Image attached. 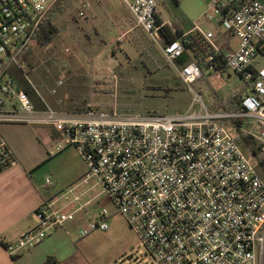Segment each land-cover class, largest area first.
I'll return each instance as SVG.
<instances>
[{
	"label": "built area",
	"instance_id": "built-area-1",
	"mask_svg": "<svg viewBox=\"0 0 264 264\" xmlns=\"http://www.w3.org/2000/svg\"><path fill=\"white\" fill-rule=\"evenodd\" d=\"M140 28L158 43L169 61L184 50V36L163 43L160 0H121ZM57 0H0V125H45L60 140L50 154L75 149L98 191L85 199L79 184L50 196L35 211L37 223L7 245L11 255L27 251L108 196L139 236L154 264H262L264 255V178L224 120L242 118L239 129L256 138L264 155V5L259 0H208L204 16L228 22L235 48L214 42V33L196 28L202 45L175 65L178 79L192 93L189 106L168 114H122L88 107L56 109L21 87L12 73L30 42L39 41L43 19ZM234 70L247 91L237 110L207 107L192 84L203 68ZM254 156V155H253ZM255 158V157H254ZM256 160V158H255ZM15 155L0 132V174ZM45 183H52L49 177ZM105 207L77 230L85 237L107 230Z\"/></svg>",
	"mask_w": 264,
	"mask_h": 264
},
{
	"label": "rangeland",
	"instance_id": "rangeland-1",
	"mask_svg": "<svg viewBox=\"0 0 264 264\" xmlns=\"http://www.w3.org/2000/svg\"><path fill=\"white\" fill-rule=\"evenodd\" d=\"M205 1L160 0V17L178 28H190L198 7ZM61 5V9L48 14L41 42L31 41L19 58L18 67L11 69L18 83L32 82L43 100L58 109L75 106L74 111L92 107L116 109L122 114H168L182 112L189 106L192 93L176 86V64L163 57L158 43L148 34L134 27L121 0H62ZM121 19L123 30L132 26V32L112 43L110 39L120 28L116 22ZM201 26L206 29L209 25ZM49 27L54 30L49 32ZM210 27L222 31L229 24L213 21ZM218 73L221 78L216 77L217 71L203 68V75L192 84L209 108L225 101L243 83L230 68ZM55 98L62 102L56 104ZM225 125L233 132L228 121ZM47 129L43 125H0L18 163L34 164L41 181L47 177L55 181L58 175L64 178L59 179L61 182L68 174H74L83 160L70 146L48 156L47 151L54 149L57 141ZM245 151L256 164L251 151ZM258 171L264 178V172ZM98 190L95 187L93 192ZM102 207L110 213L109 228L92 231L85 237L74 229L73 257L89 264H154L139 236L105 194L100 195L97 209Z\"/></svg>",
	"mask_w": 264,
	"mask_h": 264
},
{
	"label": "crops",
	"instance_id": "crops-1",
	"mask_svg": "<svg viewBox=\"0 0 264 264\" xmlns=\"http://www.w3.org/2000/svg\"><path fill=\"white\" fill-rule=\"evenodd\" d=\"M206 1L198 7L199 11L194 15V25L187 29L179 28L185 32L196 28L204 31L210 30L214 33V42L218 46L228 45L235 48L237 45V38L232 34L230 26L222 31L210 27L213 25V21L216 22V24H221L222 22L218 19L209 20L204 16V10L207 4ZM259 1L264 5V0ZM122 20L123 19L116 22L117 26L120 28L116 36L110 39L112 43L116 41L119 42L123 39L122 37L132 32V26L128 27L127 30H123L122 27L125 24H122ZM202 24H207L209 26L204 29L201 26ZM240 85L245 84L243 82ZM53 101L56 104L62 102L60 98H55ZM46 103L49 104L48 102ZM66 105L68 104L66 103ZM70 108L73 109L75 106H70L64 110L74 111V109L71 110ZM47 127V130H49L48 135L54 137L55 142L59 141L61 138L58 132L51 126ZM51 150L52 149H49L47 151L48 156L57 153L50 154ZM76 154L78 153L76 152ZM78 156L80 157L79 154ZM36 172L34 164H20L15 158V163L7 167L0 174V264H89V262L84 259L73 257L75 252L73 248L72 231L74 229L78 230V228L98 210L99 197L93 199L91 204L81 213L77 214L73 220L65 222L31 249L14 256L9 253L7 245L17 241L19 235L23 231L36 225L37 217L35 211L50 196L74 184H79L80 187L87 189L85 199L88 198L90 194L94 195L96 193L93 192V189L97 187L96 185L94 186V181L91 178L84 180L87 178V168L84 161H80L78 168H76V172L71 176L68 174L64 181L59 182V179L63 180L64 178L55 175V181L51 180L52 183L50 185L45 183V179L43 181L39 180ZM58 184L61 185L58 186Z\"/></svg>",
	"mask_w": 264,
	"mask_h": 264
},
{
	"label": "trees",
	"instance_id": "trees-1",
	"mask_svg": "<svg viewBox=\"0 0 264 264\" xmlns=\"http://www.w3.org/2000/svg\"><path fill=\"white\" fill-rule=\"evenodd\" d=\"M62 0H57L55 6L49 11H54L56 9H61ZM49 22V19L45 17L43 19V27L47 25ZM54 30L53 27H49V32H52ZM159 34H160V40L163 43L170 42L173 40L178 39L182 35L184 36V50L182 54L177 57L174 60V63L176 65H182L185 62L189 60L191 55H196L198 48L201 47L202 45V37L199 35L197 30H190L188 32H185L178 28L177 26H174L173 24L171 25H162L161 28L159 29ZM41 42V38L39 39ZM219 68L226 69L223 67L221 64ZM177 80V85L179 88H186L185 85L178 79L177 75L175 76ZM21 87L31 96V98L35 101H37L36 94L34 93L33 86H31L28 82H21L20 83ZM170 88V87H168ZM106 92H110L111 90L109 89H104ZM247 91V86L242 85L235 89L225 101L220 102L218 105H215V109L217 108H222L223 110H237L238 109V102H239V97L243 95ZM37 105L39 107H43L44 104L42 102L37 101ZM228 121L230 124V128L232 129V133L234 135V138L237 140V142L241 145L243 149H247L251 151V153L254 155L256 158V167L257 170L260 169V171L264 172V155L260 158H257V153L260 150V145L259 142L256 138L252 137L249 134L243 133L240 129L239 126L240 124L244 121L242 118H231L229 120H224V122Z\"/></svg>",
	"mask_w": 264,
	"mask_h": 264
}]
</instances>
